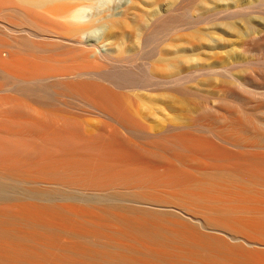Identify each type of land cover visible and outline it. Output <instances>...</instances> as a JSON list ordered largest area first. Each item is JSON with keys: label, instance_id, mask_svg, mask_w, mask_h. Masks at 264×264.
<instances>
[{"label": "bare ground", "instance_id": "6f19581e", "mask_svg": "<svg viewBox=\"0 0 264 264\" xmlns=\"http://www.w3.org/2000/svg\"><path fill=\"white\" fill-rule=\"evenodd\" d=\"M111 1L0 0V264H264V74L185 102L209 88L182 85L184 37L117 56L130 15L168 30L172 1ZM227 27L263 56L264 25ZM153 85L178 93L134 91Z\"/></svg>", "mask_w": 264, "mask_h": 264}, {"label": "rangeland", "instance_id": "374dc122", "mask_svg": "<svg viewBox=\"0 0 264 264\" xmlns=\"http://www.w3.org/2000/svg\"><path fill=\"white\" fill-rule=\"evenodd\" d=\"M114 1L115 0L111 1L113 2L111 4L114 5L116 1L120 2L119 0H116L115 2ZM123 1L125 0H122V2ZM171 1H172L170 2L172 3L171 5L174 7V9L176 8L172 15V18L174 19H171L172 21H176L174 22V25L171 22L172 25L170 26V29L172 31L170 29L164 30V31L160 29V30H157L158 32L156 33H152V34L149 33L148 36L147 35L145 36L146 34L145 31L148 28L145 29L143 26L146 27V25L140 22V21L144 22V20L146 19L145 9H147V7L143 6L142 8L143 10L135 11L134 14L130 13L132 14L130 15V17L134 15L136 16L137 14L139 15V13L142 14L140 15V17H138L137 15V17L139 18L137 20V23L138 25H140V28L143 27L142 28L143 31H141L140 28H139L140 30L138 29L139 26H135L137 28L134 27V29L132 30L134 33H131L132 31L130 32L131 34L135 36H132L131 34H129L128 32L130 31L128 30L129 26L132 25L133 27L134 24L132 22L133 17L128 18L130 19L129 24L130 23L131 24L127 26L128 28L126 27L127 29H124V31L126 30L128 31L126 32L123 31V33L121 32V34H119V36L122 35L124 39L122 38V36L121 38H119L118 33H117V38H116L117 42L120 40L119 42L121 43L126 42L127 44L124 46V48L122 47L123 48L122 51L123 50L124 51L123 52L120 51V53H122L123 56L121 54H120L121 56L117 54L116 55L122 58L127 57L126 59H131L130 62L132 64H135V66H138L139 68H143L147 66V64L152 65L153 63H156L157 59L160 57L163 51L162 48H165L171 45L172 46H176L177 44L179 45L185 39V44H183L185 48L187 47L191 53H192L191 50L194 49L195 56L196 55L198 57L200 56L202 58L200 60L202 61H199L198 63L191 62V64H188V66L184 67L179 72V75H184L187 73V75L191 77L190 81H187L188 79L185 78L183 80L182 85H184L185 88L193 89L194 85L198 83L201 84L204 82L205 85L208 86L209 89H207V91L204 90L202 92L203 93L201 94L202 97L197 96L194 90H192L193 91L192 93L180 91V94H179L178 91H175L176 92L175 93L173 90L169 88H163L157 85L148 86L147 89H135L134 91L141 92V93H149V94H158V93L167 94L168 92L171 93V91H173L172 93H175V94L178 93L177 95L181 97L182 99H184L185 102L187 101L191 102V100L193 101L195 100V102L197 103L201 102L200 104L202 103L207 104V103H212L213 100H215L222 93V91L221 92L217 91L218 89L215 90L216 87L214 88L218 79H221L222 81L227 82V84L229 85L234 84L233 87H235L236 82H237L235 77L243 76L244 71L247 69L248 66L249 68L253 66L252 68H256L264 74V49H263V56L261 58L260 56L262 55L261 53L262 51H258V49L256 48H251L248 51H246L243 48V44H244L243 42H245L244 38L246 36L243 38L242 34L239 35V33L237 34L236 32H234V30L227 27V25L229 26L230 23H234L240 26L241 28L242 27L250 28L252 26L264 25V24H261L262 21L264 23V3H263L264 0H254V1L253 0H232V1L231 0H228V1L227 0H224V1L223 0H174V2L173 0ZM160 3L162 6L168 4L167 1H161ZM116 4L114 6L117 8V10L115 8L117 12H118V9L119 10L123 9V5L121 6V4L119 5H116ZM114 6L112 7L114 8ZM89 12L92 14L94 11L93 12L89 11ZM141 16H144V19H141L142 18ZM127 17H129V15ZM259 21H260V24H259ZM175 23H177L176 25L179 27H177ZM61 31H65L66 33V29L61 30ZM61 31L59 32L61 33ZM173 31H174V34L171 33ZM127 32H128L127 34L128 37H125ZM65 33L62 32L63 36L65 35ZM136 33L138 34L137 36H139L140 34L141 37H142V34L143 33L144 34H143V37L139 39L140 36L137 37ZM98 34L97 35L92 34L91 37L89 36V39L91 38L92 41L94 40V42L99 43L100 34L99 35ZM131 37L133 38L136 37L135 42L133 41L134 39ZM182 37H184V39H182ZM85 38H88V35H85ZM143 38L144 40H142ZM209 41H215V42L217 41V43L212 44V42L210 43ZM130 42L132 45L130 44ZM136 43L138 45H135ZM135 46L137 47V49L135 48ZM106 47L107 46L105 44L103 45L100 44V48H102V50L106 51L107 50ZM125 47L127 48L126 51H125ZM129 48L131 49V52ZM225 70H229L228 75L230 76H221L217 74V72L225 71ZM231 95L233 94L231 93ZM189 98L191 100H188ZM185 99H187V101ZM154 111H156L157 114H159L158 115L159 117H162L165 112V111L162 112L161 110H154ZM165 113L167 114V112Z\"/></svg>", "mask_w": 264, "mask_h": 264}]
</instances>
